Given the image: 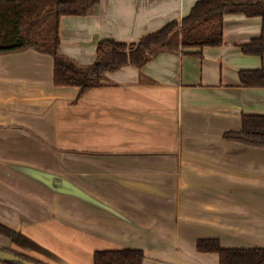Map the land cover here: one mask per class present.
<instances>
[{"label":"crops","instance_id":"crops-1","mask_svg":"<svg viewBox=\"0 0 264 264\" xmlns=\"http://www.w3.org/2000/svg\"><path fill=\"white\" fill-rule=\"evenodd\" d=\"M196 1L99 0L60 17V51L88 66L99 39L134 42ZM261 27L226 14L221 45L160 49L85 92L55 85L49 53H0V223L15 232L0 248L44 264L125 247L142 264H219L198 239L264 247V147L226 136L264 114V85L239 79L264 67L240 47Z\"/></svg>","mask_w":264,"mask_h":264},{"label":"trees","instance_id":"trees-1","mask_svg":"<svg viewBox=\"0 0 264 264\" xmlns=\"http://www.w3.org/2000/svg\"><path fill=\"white\" fill-rule=\"evenodd\" d=\"M99 0H0V53L35 48L54 58V83L78 86L81 92L101 84L103 73L124 65L142 67L160 49L172 47L219 46L223 42V18L226 14L261 16L259 36L240 45L245 54L264 55V0H197L181 20H172L160 29L143 34L134 42L111 37L96 43L95 61L80 66L61 53L59 20L62 15L87 14ZM240 82L247 87L264 85V67L241 69ZM239 132L226 136L244 143L264 147V114L243 113ZM0 234L12 237L15 232L0 223ZM200 252H216L219 264H264V247H222L216 238L196 242ZM16 254L40 262L20 252ZM144 252L139 248L97 250L93 264H142ZM6 264H19L1 260ZM41 263V262H40Z\"/></svg>","mask_w":264,"mask_h":264},{"label":"water","instance_id":"water-1","mask_svg":"<svg viewBox=\"0 0 264 264\" xmlns=\"http://www.w3.org/2000/svg\"><path fill=\"white\" fill-rule=\"evenodd\" d=\"M0 260H7L11 262H16L19 264H44L40 262L33 261L31 259H27L16 254L14 251H10L7 249L0 248Z\"/></svg>","mask_w":264,"mask_h":264}]
</instances>
